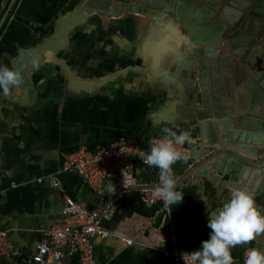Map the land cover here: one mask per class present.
<instances>
[{"label":"crops","instance_id":"obj_1","mask_svg":"<svg viewBox=\"0 0 264 264\" xmlns=\"http://www.w3.org/2000/svg\"><path fill=\"white\" fill-rule=\"evenodd\" d=\"M11 1L0 0V63L18 68L22 82L8 94L0 91V231L9 235L16 255L9 261L0 255V264H27L49 227L61 219L63 198L53 175L77 202L102 205L76 172L59 171L66 153L103 147L119 136L147 146L164 127L189 129L180 116L189 82L177 56L164 54L178 49V35L186 31L174 22L168 31L133 12L102 20L83 11L86 0ZM243 87L234 80L229 84L233 111L224 117L231 128L233 118L258 120L237 99ZM137 175L138 182L149 181L143 170ZM235 184L254 192L264 206V175ZM230 188L225 175L178 187L183 202L171 205L169 215L159 213L155 229L142 235L140 221L160 203H146L141 190L120 193L111 223L118 234L94 239L96 262L172 264L156 249L161 227L171 224L187 251L198 247L209 231L207 210L226 199ZM246 245L264 249V233L232 249L234 264H243ZM61 264L77 262L66 256Z\"/></svg>","mask_w":264,"mask_h":264},{"label":"water","instance_id":"obj_2","mask_svg":"<svg viewBox=\"0 0 264 264\" xmlns=\"http://www.w3.org/2000/svg\"><path fill=\"white\" fill-rule=\"evenodd\" d=\"M82 9L102 20L133 12L152 17L168 31L172 22L186 31L179 33L178 49L164 53L177 56L178 69L189 82L180 116L195 141L185 144L184 158L171 166L177 188L210 183L221 175L227 176V185L232 187L236 180L264 175V115L259 113L264 109V0H86ZM248 72L252 73L249 91L237 94V99L243 105L248 100L244 111L258 120L233 118L231 128L224 117L233 111L229 84L231 79L245 84ZM140 166L148 182H138L134 166L112 193L97 197L101 210L111 208L103 214L102 223L114 234L118 232L111 223L120 207L116 197L159 184L155 166Z\"/></svg>","mask_w":264,"mask_h":264},{"label":"built area","instance_id":"obj_3","mask_svg":"<svg viewBox=\"0 0 264 264\" xmlns=\"http://www.w3.org/2000/svg\"><path fill=\"white\" fill-rule=\"evenodd\" d=\"M148 148L149 145L143 146L133 137L119 136L103 147L96 149L79 147L66 153L59 171L76 172L92 193L101 199L109 188L118 187L122 183V177L131 173L134 166L147 164L145 158ZM177 148L182 154L187 152L185 145H178ZM51 178L63 198L61 219L49 227L46 239L36 246L27 264H61L66 256L74 257L77 264H98L93 255L94 239L114 235L113 231L102 223L103 214L106 211L110 212L111 208L101 210L102 205L86 207L70 197L54 175ZM112 179H115V182ZM158 181L160 183L159 174ZM141 193L146 203L150 205L160 203V207L140 221L138 227L140 235L155 229L159 213L168 215L169 212V206L163 203L161 197L154 194V189H143ZM159 233L160 240L156 249L165 257H169L172 264H184L182 253L187 250L179 245L172 225H163ZM161 235L164 238L162 246ZM121 239L128 245L134 243L130 237ZM252 246L257 247L256 245L244 247L243 261L246 249ZM0 255L6 261L12 260L16 255L10 237L5 231H0Z\"/></svg>","mask_w":264,"mask_h":264},{"label":"clouds","instance_id":"obj_4","mask_svg":"<svg viewBox=\"0 0 264 264\" xmlns=\"http://www.w3.org/2000/svg\"><path fill=\"white\" fill-rule=\"evenodd\" d=\"M33 67L37 61L32 60ZM22 82L18 68L0 63V91L8 94ZM163 135L149 141L146 163L159 170L160 183L154 186V194L161 197L173 208L183 202L184 194L177 190V181L171 166L184 158L178 145L193 144L194 138L189 129L164 127ZM207 238L201 239L199 246L182 253L184 264H234L232 249L255 239L264 233V206L256 201L254 192L239 186L230 188L228 197L206 213ZM162 244L164 238L161 235ZM243 264H264V249L255 246L246 249Z\"/></svg>","mask_w":264,"mask_h":264},{"label":"flooded vegetation","instance_id":"obj_5","mask_svg":"<svg viewBox=\"0 0 264 264\" xmlns=\"http://www.w3.org/2000/svg\"><path fill=\"white\" fill-rule=\"evenodd\" d=\"M178 37L180 38L179 35H178ZM250 73H251V72H248V74L245 75V84H243V83L241 82V83L244 85V87H246V90H245V88L243 87V88H244V89H243L244 92L242 93V95H243V94H247L248 91H249V83H248V80H249V77H250ZM251 74H252V73H251ZM231 80H232V79H231ZM188 90H189V85H187V87H186L185 94H186V91H188ZM226 92H227V88H226ZM229 93H230V89H229ZM228 101H229V97H228ZM230 101H231V100H230ZM247 102H248V105H249V101H248V100H246L245 105H243V103H241V102L239 101V103L242 104V106L244 107V109H246L245 106H246V103H247ZM248 105H247V106H248ZM247 106H246V107H247ZM263 110H264V109H263ZM263 115H264V114H263ZM234 119H235V118H234ZM259 119H260V118H259ZM262 119H264V117H263ZM239 120H240V119H239ZM239 120H238V122H239Z\"/></svg>","mask_w":264,"mask_h":264},{"label":"rangeland","instance_id":"obj_6","mask_svg":"<svg viewBox=\"0 0 264 264\" xmlns=\"http://www.w3.org/2000/svg\"><path fill=\"white\" fill-rule=\"evenodd\" d=\"M135 170H136L137 173H139V172L142 171V167L139 164H137Z\"/></svg>","mask_w":264,"mask_h":264}]
</instances>
